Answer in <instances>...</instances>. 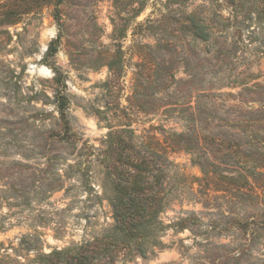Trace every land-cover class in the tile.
Returning <instances> with one entry per match:
<instances>
[{
	"label": "rangeland",
	"instance_id": "rangeland-1",
	"mask_svg": "<svg viewBox=\"0 0 264 264\" xmlns=\"http://www.w3.org/2000/svg\"><path fill=\"white\" fill-rule=\"evenodd\" d=\"M143 161L160 227L108 264H264V0H0V264L111 234Z\"/></svg>",
	"mask_w": 264,
	"mask_h": 264
},
{
	"label": "trees",
	"instance_id": "trees-1",
	"mask_svg": "<svg viewBox=\"0 0 264 264\" xmlns=\"http://www.w3.org/2000/svg\"><path fill=\"white\" fill-rule=\"evenodd\" d=\"M194 35L202 40H206V33L203 32L202 26H197ZM142 165H145L141 167ZM135 172H128L127 177L118 182L116 187V195L111 200V208L113 213L114 224L110 229L111 234L105 237L85 241L81 246L76 248H68L54 250L47 258H56V264H101L100 261L107 258V262L113 258V253L117 252L115 246H111L108 241H128L132 238H139L142 241L139 249L136 250L141 256H145V247L143 244L150 242L148 237L156 232L160 226H155L158 216L165 210L167 205L162 198H157L153 193L145 195L151 191V187L145 181L151 174L152 166L143 161L139 166H133ZM125 183V184H124ZM122 184H124L122 186ZM14 184L10 185V189L6 191L12 192ZM22 190V189H21ZM20 188H14L15 192H22ZM21 194V193H19ZM1 200H8L7 195L0 197ZM107 241L106 243H103ZM124 252L129 250L124 247Z\"/></svg>",
	"mask_w": 264,
	"mask_h": 264
}]
</instances>
